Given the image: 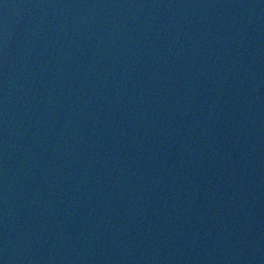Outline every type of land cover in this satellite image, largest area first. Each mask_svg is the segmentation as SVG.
<instances>
[{"label": "water", "instance_id": "1", "mask_svg": "<svg viewBox=\"0 0 264 264\" xmlns=\"http://www.w3.org/2000/svg\"><path fill=\"white\" fill-rule=\"evenodd\" d=\"M2 264H264V0H0Z\"/></svg>", "mask_w": 264, "mask_h": 264}, {"label": "snow or ice", "instance_id": "2", "mask_svg": "<svg viewBox=\"0 0 264 264\" xmlns=\"http://www.w3.org/2000/svg\"><path fill=\"white\" fill-rule=\"evenodd\" d=\"M0 264H2V262H0Z\"/></svg>", "mask_w": 264, "mask_h": 264}]
</instances>
